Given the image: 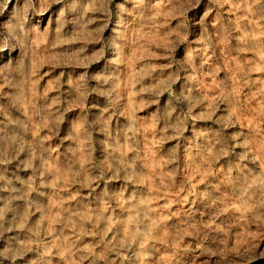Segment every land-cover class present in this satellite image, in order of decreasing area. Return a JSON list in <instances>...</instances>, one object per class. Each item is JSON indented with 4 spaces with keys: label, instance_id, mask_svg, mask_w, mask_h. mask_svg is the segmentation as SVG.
I'll use <instances>...</instances> for the list:
<instances>
[{
    "label": "rangeland",
    "instance_id": "rangeland-1",
    "mask_svg": "<svg viewBox=\"0 0 264 264\" xmlns=\"http://www.w3.org/2000/svg\"><path fill=\"white\" fill-rule=\"evenodd\" d=\"M264 0H0V264H264Z\"/></svg>",
    "mask_w": 264,
    "mask_h": 264
},
{
    "label": "clouds",
    "instance_id": "clouds-1",
    "mask_svg": "<svg viewBox=\"0 0 264 264\" xmlns=\"http://www.w3.org/2000/svg\"><path fill=\"white\" fill-rule=\"evenodd\" d=\"M52 2H53V3H58L59 0H52ZM262 255H264V254H262Z\"/></svg>",
    "mask_w": 264,
    "mask_h": 264
}]
</instances>
